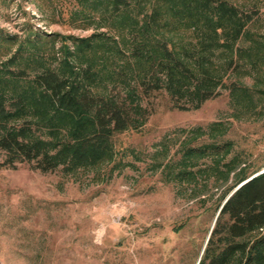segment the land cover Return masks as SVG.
Wrapping results in <instances>:
<instances>
[{
	"label": "rangeland",
	"instance_id": "obj_1",
	"mask_svg": "<svg viewBox=\"0 0 264 264\" xmlns=\"http://www.w3.org/2000/svg\"><path fill=\"white\" fill-rule=\"evenodd\" d=\"M227 1L252 15L235 45L240 66L225 78L243 89L232 97L221 87L192 110L173 109L167 94L154 92L143 125L116 133L110 158L86 169L0 166V264H196L225 189L264 163V0ZM154 2L131 0L114 11L112 0H0V86L29 89L47 67L67 76L89 62H121L115 50L125 49ZM223 141L230 145L218 156L184 157L187 146ZM181 169L196 179L174 178Z\"/></svg>",
	"mask_w": 264,
	"mask_h": 264
},
{
	"label": "trees",
	"instance_id": "obj_2",
	"mask_svg": "<svg viewBox=\"0 0 264 264\" xmlns=\"http://www.w3.org/2000/svg\"><path fill=\"white\" fill-rule=\"evenodd\" d=\"M112 1L117 11L131 0ZM145 17L130 30L125 49L115 50L123 60L106 62L110 68L89 62L66 76L47 67L34 75L29 89L10 93L0 86V166L15 168L24 162L42 173L60 169L65 174L86 169L110 158L116 133L143 125L154 92L167 94L173 109L192 110L216 97L221 87L232 97L243 89L235 81L225 84V78L240 66L235 55L239 59L242 48L235 45L250 13L227 0H155ZM166 33L181 40L168 41ZM243 51L254 65L251 49ZM218 56L221 63L215 61ZM9 72L13 78L26 76L23 70ZM105 80L112 85L98 92L95 86ZM229 145L187 146L183 154L218 156ZM230 163L233 159L224 166ZM262 168L264 163L241 170L225 189L216 212L243 182L222 205L198 264H264ZM174 178L191 182L196 171L181 169Z\"/></svg>",
	"mask_w": 264,
	"mask_h": 264
},
{
	"label": "water",
	"instance_id": "obj_3",
	"mask_svg": "<svg viewBox=\"0 0 264 264\" xmlns=\"http://www.w3.org/2000/svg\"><path fill=\"white\" fill-rule=\"evenodd\" d=\"M264 170V168H262L259 172H261V171H263ZM243 182H241V183H239V184H237V186H235L227 195H226V197L224 198V200L222 201V203H221V205H220V207L218 208V210H217V212H216V214H215V217H214V220H213V224H212V226H211V228H210V230H209V232H208V235H207V237H206V239H205V242H204V245H203V247H202V249H201V252H200V254H199V257H198V259H197V261H196V264H198V262H199V260H200V257H201V255H202V253H203V249H204V247H205V245H206V243H207V240H208V238H209V235H210V233H211V230H212V227H213V225H214V222H215V220H216V217L218 216V214L220 213V210H221V207H222V205L225 203V201L230 197V195L242 184Z\"/></svg>",
	"mask_w": 264,
	"mask_h": 264
}]
</instances>
